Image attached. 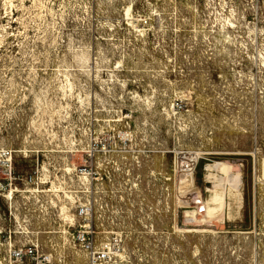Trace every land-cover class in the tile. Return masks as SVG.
Wrapping results in <instances>:
<instances>
[{"label":"rangeland","instance_id":"obj_1","mask_svg":"<svg viewBox=\"0 0 264 264\" xmlns=\"http://www.w3.org/2000/svg\"><path fill=\"white\" fill-rule=\"evenodd\" d=\"M85 199L105 264H264V0H0V230L88 264Z\"/></svg>","mask_w":264,"mask_h":264},{"label":"built area","instance_id":"obj_2","mask_svg":"<svg viewBox=\"0 0 264 264\" xmlns=\"http://www.w3.org/2000/svg\"><path fill=\"white\" fill-rule=\"evenodd\" d=\"M1 157L5 159L6 168L8 171L9 179H15L11 174V152L7 150L1 151ZM196 157H189L186 161L179 163L178 171L179 173L185 177L190 178L196 167L197 163ZM81 175L88 181V184L85 186L86 191L89 190L91 185H93V181L96 178H93L92 172V156L88 155V159L81 171ZM74 214L73 217L77 219V226L74 230V234L72 236L74 243H76L79 248L84 251L87 255L88 264H105L110 261L111 252L109 247H100L97 248L95 246L93 240V226L92 219L94 217V205L88 199L83 201H79L74 205ZM100 208L102 209V205L100 204ZM11 213L9 212V215ZM100 216V215H99ZM27 218H24L26 220ZM19 225V224H18ZM20 226V225H19ZM22 227V228H21ZM18 232L19 234H27V228L25 225L19 227V231H11L10 229H1L0 234L6 235L7 239V248L10 251V255L8 257L9 260L14 261V263L23 264L24 257H34V259H40L43 261H50L51 256H42L38 255L37 251L39 248L38 242L30 243L29 245H25L23 247H15L12 243V235H15ZM5 258H0V264H4ZM11 263V262H10ZM38 264V263H37Z\"/></svg>","mask_w":264,"mask_h":264},{"label":"bare ground","instance_id":"obj_3","mask_svg":"<svg viewBox=\"0 0 264 264\" xmlns=\"http://www.w3.org/2000/svg\"><path fill=\"white\" fill-rule=\"evenodd\" d=\"M178 165H179V164H177L176 167H178ZM211 165H212V164H211ZM218 165H219L218 163H213L212 166H213V168H214L215 171L218 169ZM211 168H212V167H211ZM208 170H209V169H208ZM212 175H214V174H212V173L209 174V176H212ZM216 175H217V174H216ZM217 176H218V175H217ZM230 176H231V175H230ZM234 176H236V175H234ZM83 178H84V177H83ZM238 179H239V178H238ZM181 181H182V180H181ZM186 181H187V183H188L187 185H188V187H189V184L191 183V180H190V179H187ZM219 181H220V180H219ZM184 182H185V180H184ZM215 182H216V181H215ZM182 183H183V182H182ZM228 184H229V183H228ZM235 185H237V184H235ZM91 187H92V186H91ZM233 187H234V185H233ZM230 188L232 189V187H230ZM235 188H237V187H235ZM185 189H186V188H185ZM235 190H236V189H235ZM237 191H238V190H237ZM232 193H233V189H232V190H228V195H229V194H232ZM59 207H61V206H59ZM63 207H64V206H63ZM64 208H65V207H64ZM59 209H61V208H59ZM66 209H67V208H66ZM63 210H64V209H63ZM63 210H62V211H63ZM66 211H67V210H66ZM63 213H64V212H61V214H63ZM65 216H66V215H65ZM65 216H64V217H65ZM68 216H69V215H68ZM175 216H176V215H175ZM61 217L63 218V216H61ZM71 217H73V216H71ZM176 217H177V216H176ZM65 218H66V217H65ZM67 218H68V217H67ZM67 218H66V219H67ZM68 219H69V218H68ZM70 220H71V219H70ZM70 220H69V221H70ZM65 221H66V220H65ZM67 221H68V220H67ZM63 230H65V229H63ZM65 231H66V230H65ZM66 233H67V232H66ZM64 235H65V234H64ZM64 237H66V236H64ZM68 243H70V242H68ZM70 244H71V243H70Z\"/></svg>","mask_w":264,"mask_h":264}]
</instances>
